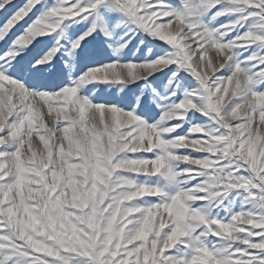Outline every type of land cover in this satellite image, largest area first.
Instances as JSON below:
<instances>
[{"label": "snow or ice", "instance_id": "obj_1", "mask_svg": "<svg viewBox=\"0 0 264 264\" xmlns=\"http://www.w3.org/2000/svg\"><path fill=\"white\" fill-rule=\"evenodd\" d=\"M25 17L0 56V264H264V0H24L0 40ZM138 33L148 55L72 77L84 44ZM33 41L29 71L62 59L67 84L18 78ZM156 73L152 103L79 91Z\"/></svg>", "mask_w": 264, "mask_h": 264}, {"label": "rangeland", "instance_id": "obj_2", "mask_svg": "<svg viewBox=\"0 0 264 264\" xmlns=\"http://www.w3.org/2000/svg\"><path fill=\"white\" fill-rule=\"evenodd\" d=\"M53 0H48V3L51 4ZM24 0H12V4L7 6L3 11H0V25L11 15L15 8L22 5ZM37 7H40L39 5ZM35 11V9L33 10ZM43 11V9H41ZM39 15V13H37ZM29 16H32V13H29ZM33 19L35 17H32ZM224 18L222 17L221 20ZM25 21H29L28 17H25V20L19 22L16 27L9 32L8 36L4 40H0V56L6 52L9 46L12 44V40L16 38L21 32L24 31V27L21 25L27 26ZM78 25H70L68 31L72 29H78ZM2 31V29H0ZM55 35V34H53ZM141 34L133 36L129 41L128 47L120 51H115L113 47H109L107 43H103V37L98 38L94 41L84 44L82 50H77V55L75 57L73 68H72V77L75 78L82 74V71L86 70L89 67H95L98 64L107 63L110 60L119 59L121 63L127 62L129 60L136 61L138 57H141L142 53L140 49L143 50L144 55H148L147 50L143 45L139 44V38ZM47 39V37L37 38ZM150 39V38H149ZM158 42H153L152 48L154 52H159V49L156 47ZM40 50L37 41H33L16 60H13L12 63L16 68V75L18 78H23L26 83L30 86H39L42 90L52 91L54 90L55 85H61L68 83V71L64 66V61L62 59L55 61L51 69L46 70L45 72L34 74L29 71V60L37 54ZM241 57L248 55L247 51L237 49L236 50ZM117 71L122 73L126 70L119 67ZM252 72H256L257 69H251ZM156 76L155 81L150 86H146L145 82L142 80L129 83L127 85L120 84H110V83H99L92 82L84 85L79 91L80 94L89 98L90 101L95 103H121L126 104L129 101H134L136 96H140L142 100L146 103H152V88L157 89L158 92L163 91V84L166 82L165 78L162 77L159 73L154 74ZM187 76V74L185 73ZM152 79L151 77L149 78ZM193 81L189 78L187 81L182 83H192ZM264 87V85H261ZM143 95L141 96V93ZM160 109H156V112L159 113ZM198 122V121H193ZM179 131V129L177 130ZM187 131V127H185ZM184 151V150H182ZM151 155V154H149ZM183 166V165H181ZM245 193H230L229 199L232 200L233 208L239 209ZM227 203V202H226ZM220 215H226L224 209L219 210Z\"/></svg>", "mask_w": 264, "mask_h": 264}]
</instances>
